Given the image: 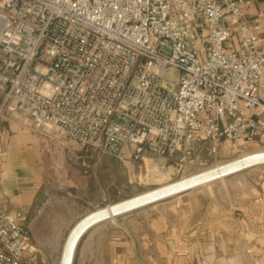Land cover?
Masks as SVG:
<instances>
[{"label":"built area","instance_id":"1","mask_svg":"<svg viewBox=\"0 0 264 264\" xmlns=\"http://www.w3.org/2000/svg\"><path fill=\"white\" fill-rule=\"evenodd\" d=\"M249 5L0 0V122L145 164L263 147L264 12ZM24 227L0 211V264H36Z\"/></svg>","mask_w":264,"mask_h":264},{"label":"crops","instance_id":"2","mask_svg":"<svg viewBox=\"0 0 264 264\" xmlns=\"http://www.w3.org/2000/svg\"><path fill=\"white\" fill-rule=\"evenodd\" d=\"M258 12L264 0H250L248 20ZM83 151L0 122V211L22 212L28 241L26 224L47 199L95 194L85 169L95 162L86 164ZM214 183L206 194L192 189L92 227L76 264H264V170Z\"/></svg>","mask_w":264,"mask_h":264},{"label":"rangeland","instance_id":"3","mask_svg":"<svg viewBox=\"0 0 264 264\" xmlns=\"http://www.w3.org/2000/svg\"><path fill=\"white\" fill-rule=\"evenodd\" d=\"M166 76L177 79V73L174 71L167 72ZM84 149L86 151H83L81 155L86 164L88 160L95 162L94 168L90 169L85 166L86 174L89 176L91 184L95 185V194L90 198L85 194L78 195V199L54 197L47 199L40 207L36 208L32 219L26 224L30 241L29 245L34 248L31 258L36 264H59L63 244L70 229L89 212L220 165L245 154L264 151V146L247 148L240 153L231 152L227 149L226 156L223 155V152L212 156L203 149L201 152H195L193 157L183 164L178 163L175 158L155 157L152 155H148L151 160L147 161L146 164L130 159L118 161L101 156L90 149ZM80 160L82 161V159ZM252 168H255L256 172H260V170H264V165ZM250 169L231 175L229 178L238 177L240 174L249 172ZM214 184L216 183L213 182L210 185L198 187L194 189V192L205 193L206 188L211 189ZM177 196L179 195L160 202H165V204L175 202L178 199ZM108 222L106 221L104 224ZM77 250L78 248L76 253L78 252ZM76 253L73 264L78 261Z\"/></svg>","mask_w":264,"mask_h":264},{"label":"water","instance_id":"4","mask_svg":"<svg viewBox=\"0 0 264 264\" xmlns=\"http://www.w3.org/2000/svg\"><path fill=\"white\" fill-rule=\"evenodd\" d=\"M259 165H264V151L245 154L185 178L95 209L79 219L70 229L63 244L59 264H73L76 249L84 234L102 222L153 205L192 189L210 185L217 180Z\"/></svg>","mask_w":264,"mask_h":264},{"label":"bare ground","instance_id":"5","mask_svg":"<svg viewBox=\"0 0 264 264\" xmlns=\"http://www.w3.org/2000/svg\"><path fill=\"white\" fill-rule=\"evenodd\" d=\"M249 154V153H248Z\"/></svg>","mask_w":264,"mask_h":264}]
</instances>
